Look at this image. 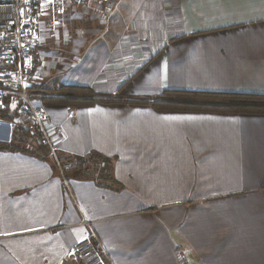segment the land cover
I'll return each instance as SVG.
<instances>
[{"label": "crops", "instance_id": "0c3cea01", "mask_svg": "<svg viewBox=\"0 0 264 264\" xmlns=\"http://www.w3.org/2000/svg\"><path fill=\"white\" fill-rule=\"evenodd\" d=\"M61 18L40 19L31 102L60 127L63 157L99 155L110 170L70 174V192L44 146L0 151V264H67L84 219L112 264H264V114L137 101L264 94V0L69 2ZM62 85L115 99L51 101Z\"/></svg>", "mask_w": 264, "mask_h": 264}, {"label": "built area", "instance_id": "2783aa9c", "mask_svg": "<svg viewBox=\"0 0 264 264\" xmlns=\"http://www.w3.org/2000/svg\"><path fill=\"white\" fill-rule=\"evenodd\" d=\"M109 0H0V110L12 105L18 117L24 119L33 131L36 141L46 148L48 157L67 191L71 192L66 170L86 162L84 172L93 178L98 175L101 161L63 157L53 133L60 127H49L44 105H34L28 84L34 66V54L41 45L40 19L47 15L54 27L62 24L70 2L75 8L85 4H104ZM46 5L47 9H44ZM102 14L101 9L94 11ZM72 115V111L69 112ZM1 123V122H0ZM12 125L11 123H9ZM86 235L70 246L65 255L67 264H112L88 220ZM182 254L184 264H188Z\"/></svg>", "mask_w": 264, "mask_h": 264}, {"label": "trees", "instance_id": "16d2710c", "mask_svg": "<svg viewBox=\"0 0 264 264\" xmlns=\"http://www.w3.org/2000/svg\"><path fill=\"white\" fill-rule=\"evenodd\" d=\"M59 89H64L62 94L51 96V101L69 105H89L95 101L109 102L115 99L98 97L90 88L83 86L62 85ZM137 101L150 103L157 109L264 114V94L165 90L159 98ZM6 108L0 110V118L11 120V117L5 115L7 112ZM7 150L13 151L17 149L7 142H0V151ZM88 157L89 160H94V162L97 159L101 161L98 172L99 170L100 172L109 171V166L107 165L109 163L108 159L99 155H89ZM85 165L86 162H82L66 170L67 177L70 174H81L92 177L90 174L84 172Z\"/></svg>", "mask_w": 264, "mask_h": 264}, {"label": "rangeland", "instance_id": "374dc122", "mask_svg": "<svg viewBox=\"0 0 264 264\" xmlns=\"http://www.w3.org/2000/svg\"><path fill=\"white\" fill-rule=\"evenodd\" d=\"M9 110L7 112H9ZM5 115L11 117V120L1 119L5 122H12L10 131L8 133L9 140L7 141V143L14 146L16 149L40 150L41 146L39 145V143H37L35 135L31 128L27 125L26 121L20 117L15 116V114L13 115L11 113H5ZM107 165L110 166V163H108ZM102 173L106 172L102 171Z\"/></svg>", "mask_w": 264, "mask_h": 264}]
</instances>
